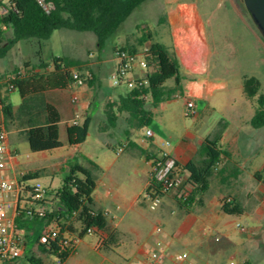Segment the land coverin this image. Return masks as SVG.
I'll list each match as a JSON object with an SVG mask.
<instances>
[{
  "label": "crops",
  "instance_id": "0c3cea01",
  "mask_svg": "<svg viewBox=\"0 0 264 264\" xmlns=\"http://www.w3.org/2000/svg\"><path fill=\"white\" fill-rule=\"evenodd\" d=\"M224 1L227 5H224L222 1H218L216 6H214L211 5L210 0H206L203 5L199 0H164L163 15L166 16L167 21L160 23L162 15L160 17L158 16L156 19L155 39L162 42L171 53L177 56L184 75V96L186 99L189 98L195 101L198 111L196 116L198 117L200 116V110H198L199 100L205 95L213 96L219 88H225L230 91L234 86L236 90L244 92L245 94V76L255 75L245 72L241 67L247 62L257 63V52H263L264 50L263 35L257 28L248 10H246V7L241 4L240 0ZM138 23L139 22L135 23V25ZM228 24L230 26L239 24L242 26V29L239 32L228 31L229 33L225 34L221 27L222 25ZM229 42L235 46L234 54L238 55V62L240 63L239 70L235 71V75L233 77L231 76V78L225 76L228 72L223 63L226 60L224 53H227L224 44ZM126 45L131 47L135 44L132 45L127 42ZM106 50V47L103 50H99L100 53H104L103 56H98L95 52H91L87 58H83V56L81 58L70 56L79 61L78 64L71 66V73L72 75L73 73H78L81 78L74 79L64 89L53 88L45 93V100L50 102V104L57 109L61 117L59 127L62 146L50 151L40 152L55 154L57 150L70 147L76 149L79 145L84 143L86 140L77 145H72L69 142L68 127L72 125V120L76 117L79 118V124L88 117L91 118V122L94 120L95 116L98 117L99 121H101L99 131L104 134H114L112 131L118 126L119 122H123V124H125L123 136L116 133L120 137L116 150L123 146V151L118 154L126 152L130 157L123 162L121 161L115 171H112V166L104 168L94 161L95 164H91V162L87 160L89 159L88 157L80 153L78 154L75 150L63 153L59 156L62 158L61 166L63 169H66L68 160L79 157L82 164L92 168L97 183L96 188L99 184L105 187L101 195L96 194V188L93 192L95 205L105 212L110 227V232H99L102 236L109 239L108 246H105V244L102 245L99 241L92 246L95 251L103 256V259L98 264H128V262L142 258L148 252L160 246L170 248L179 245H183V247H185L183 249L189 252L190 261L200 264L208 263V261H212L216 252V247L212 244L210 239L211 233L214 232L215 229L222 230L225 227L221 222L216 223L214 219L215 214L211 211L206 197L203 205H196L189 212L181 209L185 216L183 220L180 219L176 221L174 227H172L169 224L170 220L168 218V213L169 208L172 206V200L177 199V197L174 192L166 194L163 199V208L161 211L154 213L156 224L153 232L155 227L157 225L162 226L163 222L165 225L162 226L163 233L160 235L155 234L153 237L147 236L144 238L142 225L149 219V213L148 211H142L143 208L141 207L147 206V201H142V194L150 182L152 161L155 155L162 149L168 151L177 159L188 178L189 173L184 168V165L195 157L199 146L208 136L212 135L213 130L205 133L188 131L179 141L171 143L168 147H160L157 140H155V131L150 125L146 126V128L153 131L151 137L143 135L140 141L132 140L129 137L130 130L135 128L136 125L128 121L129 114L126 111H116L118 120L115 125H107L105 114L106 103L109 101L117 103L127 92L125 94L121 93L116 90V88H110L106 84L105 78L111 77L113 73H117L119 65V59L116 53L107 54ZM34 68L37 74L51 73L54 69V63L51 60L50 65L45 68ZM81 71L85 73V79L82 77L83 74ZM0 72L6 73L9 71H7L6 68H0ZM132 72L137 75V77L134 78L138 79L144 78L146 75V69L139 65H136ZM126 78L127 82L134 79L128 78V76H126ZM261 85L263 87L262 82ZM14 91L19 93L18 89ZM14 91L5 94L8 96L10 102H12V93ZM74 95L77 96V100H73ZM102 97H104V100H101ZM21 100L22 98L20 95V101L18 103L12 102L15 108L19 106ZM211 107L216 108V104L211 103ZM242 108L247 110V103H244ZM254 112V110L249 112L248 109L246 116L241 117L242 123L248 128L247 137H249V139H253L256 134H259L260 130L264 129L254 128L250 125V119L254 115ZM34 117L35 116L32 118ZM38 117H42L43 119L45 115L42 113L39 114ZM3 118L4 115L0 111V119ZM226 129L219 144L222 148H227L231 152V158L227 163L229 169L226 170L225 175L216 176L214 178H216L218 183L229 186L235 182H242L240 177L243 164L234 156V151L237 150L232 148L236 135L227 138ZM8 139L9 153L7 157V167L4 171L6 177L20 180L24 173L39 169L33 167L21 168L23 163L17 157L16 152L11 149L9 135ZM108 146H110V143H108ZM252 152L253 150L250 153ZM51 167L52 164H50V169ZM43 168H46V173H48V167ZM236 168L239 169L238 173L234 172ZM253 171L251 175H254L255 172L259 170L254 169ZM28 193L25 187L22 186L18 202L19 209H21L22 212L19 214L18 211L16 215V218L20 216L22 222L21 225L17 223V232L25 241L24 252L39 256L41 254L35 253L37 249L39 250L38 245H31V230L28 225L34 222H40L44 224L45 233L47 230L54 229V224L46 225L47 220L42 217L33 220V214L42 215L45 211L49 210V208L47 201L44 204H38L39 207L36 206V203L30 198ZM139 205L141 207H138ZM56 206L57 200L54 197L50 199V210L54 209ZM198 208H200V210ZM132 210L134 211V223H126L125 220ZM237 217H242V215L234 216L225 214V223L231 222ZM112 233H114L113 239H111ZM83 238H80L75 247L71 249L68 259L61 264H66L72 256L78 253V248L84 242ZM230 240H233L234 244H238V241L231 237ZM150 244H152V248H150ZM45 256L47 255H42V263L45 262Z\"/></svg>",
  "mask_w": 264,
  "mask_h": 264
},
{
  "label": "trees",
  "instance_id": "16d2710c",
  "mask_svg": "<svg viewBox=\"0 0 264 264\" xmlns=\"http://www.w3.org/2000/svg\"><path fill=\"white\" fill-rule=\"evenodd\" d=\"M44 1L50 5L49 11L39 0H0V6L6 8V11L0 14V42L4 33L12 30L8 44L4 48L0 47V57L21 40L36 38L42 44L55 30L63 28L93 32L99 50H103L132 12L147 0ZM166 21V16L162 15L160 23ZM153 30L151 27L146 29L138 24L135 32L136 44L118 48L135 52L138 47L143 46L141 52L146 60L145 79L148 83L132 87L117 103L110 101L106 103L107 125H115L118 120L116 111H126L129 114L128 121L131 123L139 127L149 126L153 120V109L164 101L175 98L177 94L184 95L182 66L177 56L155 39ZM118 49H115V53ZM51 60L54 63L51 73H35L15 81L16 89L22 98L17 108L9 101L7 95L1 99L5 122L25 136L32 151H50L62 146L59 127L61 117L57 109L45 100V93L53 88H66L74 80L70 68L79 61L66 55H53ZM24 65L45 68L48 63L40 58L38 63L31 64L25 61ZM15 71L16 69L12 72ZM12 72H6L4 75ZM244 88L246 97L256 103L250 125L254 128H264V91L261 81L255 76H245ZM42 113L45 115L43 119L38 117ZM33 116L35 117L32 118ZM90 124L91 118L88 117L81 124L69 126L70 144L77 145L84 142L88 137ZM227 126V120L221 121L218 131L208 136L199 146L195 157L184 165L189 173L188 181L192 185V190L187 198H177V200L180 208L186 212L191 211L196 205H203L211 189L213 178L225 175L226 170L229 169L227 163L231 158V152L219 144ZM87 160L95 164L90 159ZM46 172V168L28 171L21 176L20 183L34 196L36 188L28 186L27 182L41 177ZM234 172L238 173L239 169L236 168ZM254 177L264 184V168L256 171ZM96 185L91 167L82 164L79 157L68 160L66 175L55 194L57 206L42 215L36 213L32 215L33 220L42 217L47 220L46 225L54 224L58 237L49 239L45 243L39 238L38 248L42 254L27 255L28 261L42 264V255H54L61 263L65 262L71 251L67 237L83 238L89 234V228H95L94 233L99 234L100 237H102L100 231L110 232L107 215L95 205L93 192ZM158 192L154 182L150 181L142 194V201H147L149 196ZM46 201L43 199L36 202L44 204ZM221 210L225 214L234 216L243 215L246 211L243 202L237 196L225 197ZM21 212L22 210L19 209V214ZM16 222L21 225L20 216L16 218ZM111 237L114 238V233ZM104 244L108 246L109 241Z\"/></svg>",
  "mask_w": 264,
  "mask_h": 264
},
{
  "label": "rangeland",
  "instance_id": "374dc122",
  "mask_svg": "<svg viewBox=\"0 0 264 264\" xmlns=\"http://www.w3.org/2000/svg\"><path fill=\"white\" fill-rule=\"evenodd\" d=\"M199 1L203 5L206 0ZM210 1L211 5L214 6H216L218 1H222L224 5H227L224 0ZM240 2L245 6L244 0H240ZM163 4L164 0H147L138 6L120 26L112 39L107 42L106 53H115V49L125 46L127 42L132 45L136 44L135 32L137 31L138 24L146 29L151 27L155 31V27L157 26L156 19L158 16L160 17L164 14ZM137 22L139 23L135 25ZM221 28L223 33L226 34L229 33L228 31L239 32L242 26L239 24L230 26L228 24L222 25ZM11 36L12 30L6 31L4 37L1 39L0 47L4 48L8 44V39ZM224 46L227 53H224L226 60L223 63L228 72L225 76L231 78V76L233 77L235 75L234 72L240 68V63L238 62L239 57L237 54H234L235 46L231 42L225 43ZM141 50H143V46L138 47V51ZM91 52H95L98 56H103L104 54L103 52H99L96 36L93 32L65 28L57 29L42 44L39 43L38 39L33 38L21 40L19 43L13 45L0 57V68H6L7 71L12 72L15 69L23 67L25 61L35 64L39 62L40 58H43L49 66L53 55H69L74 58H81L83 56V58H87ZM141 60L142 54L139 52L135 61L136 64ZM241 68L245 72H249L258 77L263 84L262 90L264 91V50L263 52H257V63L247 62ZM81 72L83 74L82 77L85 79V73L83 71ZM116 74L113 73L111 77H106V84L110 88L114 87L124 94L130 91L132 86L126 81V76L128 78H134L137 75L130 71L125 76V82L116 85L114 84ZM101 100H104V97ZM19 101L20 95L17 91H14L12 93V102L18 103ZM211 103L216 104V108H212ZM244 103H247L249 112H252V110L255 111V101L247 98L244 92L236 90L233 86L230 91L225 88H219L213 96L205 95L199 100V117L188 116L186 114V97L181 94H177L175 98L166 100L153 109V120L150 127L155 131V140H157L160 147H168V142L171 144L179 141L188 131L205 133L213 130L212 135H214L223 120L228 121L226 137L231 138L236 135L232 148L237 150L234 151V156L243 164L240 177L242 182H235L227 186L218 183L216 178H214L211 189L206 196L207 203H209L211 211L215 214L214 219L216 223L221 222L225 227L222 230L215 229L211 233L210 239L216 247V252L212 261H208L209 264H229L231 259L236 264H264V184L257 180L254 175H251L254 169L262 170L264 168V129L260 130L259 134H256L253 139L247 137L248 128L242 123L241 119L242 116H246L248 113V109L242 108ZM100 124L101 121L95 116L90 124L89 134L84 143L76 149L73 147L63 148L57 150L55 154H50V152L32 151L25 136L17 131L14 126L6 123L11 149L16 152L17 157L23 163L21 168L33 167L40 169L48 167L49 169L48 173L27 182V185L32 188L39 187L41 190H47V194L41 199H36L33 193L28 191V195L34 200L36 206L39 207L40 205V203L36 202L37 200L46 199L50 210V199L55 197L66 175V169H63L61 166L62 158L59 157L61 154L75 150L78 154L80 153L88 157L101 167L108 168L112 166V171H115L121 161L123 162L130 157L128 153L118 154L116 150L119 144L118 141H120V137L117 134L123 136L125 124L119 122L118 126L112 131L114 134L100 132ZM146 130V126H136L130 130L129 137L132 140L140 141L141 137L146 135ZM108 143H110V146H108ZM252 150L253 152L250 153ZM50 164H52L51 169ZM104 190L105 187L99 184L96 188V194L101 195ZM230 195L239 197L246 211L242 217H237L233 221L225 223V214L220 210V204L225 197ZM163 206L162 203L157 210H151L148 200L146 207L138 206L143 208L142 211H148L149 213V219L142 225L144 238L147 236H155L156 233L153 232L156 224L154 213L161 211ZM198 209L200 210V208ZM184 216L185 214L182 212L177 199H173L168 213L170 226L174 227V223L180 219L183 220ZM125 222L134 223L133 210L130 211ZM238 223L240 225H237ZM162 226H165L163 222ZM28 227L31 230V245L37 246L41 234L44 233V224L34 222L29 224ZM216 237H219V240H216ZM230 237L238 241V244H234L233 240H230ZM83 240L84 242L78 248V253L72 256L66 264H98L103 259L102 254L95 251L92 246L98 241L103 245L109 239L105 237L102 241L99 234L92 233L86 234ZM151 245L150 248L153 247ZM183 248H185L183 245L170 247L168 252L172 254L174 251H185ZM35 253L42 254L38 249ZM30 254L24 252L17 260L1 264L27 263V255ZM57 260L58 258L56 256L47 255L45 256V262L42 264H61ZM166 264H174V262L170 258Z\"/></svg>",
  "mask_w": 264,
  "mask_h": 264
},
{
  "label": "built area",
  "instance_id": "2783aa9c",
  "mask_svg": "<svg viewBox=\"0 0 264 264\" xmlns=\"http://www.w3.org/2000/svg\"><path fill=\"white\" fill-rule=\"evenodd\" d=\"M39 2L45 7L47 11L50 10V5L45 3L44 0ZM6 8L0 6V14L5 12ZM142 54V52H140ZM139 52L118 49L116 56L119 59V65L117 68V74L114 79V84L120 85L124 82L125 76L134 69L136 65L146 69V60L142 54V60L136 64V58ZM37 73L36 69L31 66H23L17 69L15 72L4 73L0 72V111H2L3 105L1 99L7 92H12L17 88L16 80L27 75H33ZM74 79H80L81 76L78 73H73ZM148 81L144 78L128 81V84L132 87L138 84H147ZM73 100H77V96H73ZM188 116H196L198 111L195 101L193 99H186ZM72 124H79V118L76 117L72 120ZM153 131L147 129L146 136L151 137ZM170 144L169 142L167 143ZM123 146L119 147L117 152L123 151ZM9 153V139L8 130L6 127L5 119H0V264L15 261L24 253L25 241L18 234V225L16 222V215L19 211V198L22 184L20 180L10 179L5 176L4 171L7 167V157ZM150 181L154 182L155 188L159 191L153 196L148 197L149 208L151 210H157L163 203L164 196L170 192H174L177 198H187L192 190V185L188 181L186 174L182 167L179 165L177 159L173 157L168 151L162 149L159 154L154 157L152 161V168L150 172ZM47 194V190H41L36 187L34 197L41 199ZM237 225H240L239 223ZM96 230L95 228H89L88 233L92 234ZM154 232L158 235L163 233V227L157 225ZM58 237V233L55 229L47 230L41 235L40 241L45 243L49 239ZM104 236L101 240H104ZM219 240V237H216ZM80 240L79 237L74 236L68 238V245L70 248H74L76 243ZM101 242V241H100ZM169 248L166 246H160L148 252L144 257L135 261L128 262V264H166L168 259H172L174 264H200L198 262L190 261V254L188 251H174L172 254L168 252ZM28 261V260H27ZM58 262L61 263L60 259ZM24 264H39L37 262H30ZM209 264V263H204ZM229 264H236L231 259Z\"/></svg>",
  "mask_w": 264,
  "mask_h": 264
},
{
  "label": "water",
  "instance_id": "95a60500",
  "mask_svg": "<svg viewBox=\"0 0 264 264\" xmlns=\"http://www.w3.org/2000/svg\"><path fill=\"white\" fill-rule=\"evenodd\" d=\"M245 7L264 36V0H244Z\"/></svg>",
  "mask_w": 264,
  "mask_h": 264
}]
</instances>
